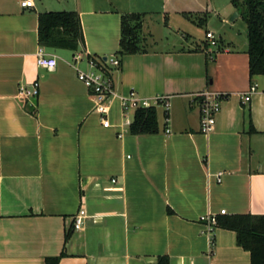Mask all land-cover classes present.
<instances>
[{"label": "crops", "instance_id": "obj_1", "mask_svg": "<svg viewBox=\"0 0 264 264\" xmlns=\"http://www.w3.org/2000/svg\"><path fill=\"white\" fill-rule=\"evenodd\" d=\"M22 1L0 0V264H252L236 232L216 228L212 244L200 222L264 216V75H250L247 26L236 30L243 17L231 0ZM49 12L79 15V52L120 59L111 72L118 94L169 97L168 112L156 107V133L132 134L135 112L118 99L103 126L75 52L39 42ZM132 14L141 16L138 51L121 53L122 19ZM212 16L222 34L209 29ZM42 49L58 59L52 72L37 66ZM35 82L39 96L19 99V87ZM202 91L228 95L208 136Z\"/></svg>", "mask_w": 264, "mask_h": 264}, {"label": "trees", "instance_id": "obj_2", "mask_svg": "<svg viewBox=\"0 0 264 264\" xmlns=\"http://www.w3.org/2000/svg\"><path fill=\"white\" fill-rule=\"evenodd\" d=\"M247 26L250 75H264V0H231ZM140 15H126L122 19L121 53L138 51ZM39 42L49 49L78 51L84 44L79 15L76 12H49L39 17ZM158 131L157 108L139 109L130 125L134 135L154 134ZM217 228L237 233L238 244L251 253L252 264H264V216L233 215L217 218ZM61 257L47 258L46 264H59ZM158 264H169L161 258Z\"/></svg>", "mask_w": 264, "mask_h": 264}, {"label": "built area", "instance_id": "obj_3", "mask_svg": "<svg viewBox=\"0 0 264 264\" xmlns=\"http://www.w3.org/2000/svg\"><path fill=\"white\" fill-rule=\"evenodd\" d=\"M24 8L34 7L33 0H24L21 3ZM208 43L211 47L219 46L218 40L215 39L213 33L209 32L206 35ZM85 62L87 69L79 67ZM72 65L77 71L78 80L90 91V95L94 101V111L101 116L102 124L108 128L111 126L108 119L110 104L114 99H118L121 103L124 113L128 114L132 111L136 112L139 109L150 107L163 106L168 112L170 102L168 96H156L153 98H145L138 95L135 90H131L126 95L118 94L115 90L114 81L111 75L112 70L118 69L121 66V61L117 56L106 58H92L86 52H75L72 57ZM37 66L47 71H54L58 66V59L55 56L45 53L42 49L37 54ZM256 91V86H251L247 94L244 95V103L250 101V96ZM40 94V84L35 82L29 87L21 86L18 89V98L21 100H30L37 98ZM201 98V115L200 127L201 132L208 136L215 130L216 118L221 111L222 102L228 99L225 93L202 91L196 94ZM170 134V130L166 131ZM223 172L217 174L218 183L222 182ZM113 182H115L113 180ZM226 211H221V215H225ZM86 211L80 210L79 214L74 218L75 230L83 229L85 225ZM207 229V233L213 244L214 230L217 228V216L207 214L200 218Z\"/></svg>", "mask_w": 264, "mask_h": 264}, {"label": "rangeland", "instance_id": "obj_4", "mask_svg": "<svg viewBox=\"0 0 264 264\" xmlns=\"http://www.w3.org/2000/svg\"><path fill=\"white\" fill-rule=\"evenodd\" d=\"M218 26H219L218 20L216 17L212 16L211 18H209V26H208L209 29L214 30L216 32V34H218V33L222 34L223 32H221V30H217L216 27H218ZM245 26H246V23H245L244 19L239 18L237 20V24L235 25V28H236V30L238 29V31H242V29L245 28ZM193 31L195 33L194 38H197V40H199V39L204 37L206 28L204 27V28L193 29ZM51 50H54V49H51ZM82 67H84V65H82Z\"/></svg>", "mask_w": 264, "mask_h": 264}, {"label": "water", "instance_id": "obj_5", "mask_svg": "<svg viewBox=\"0 0 264 264\" xmlns=\"http://www.w3.org/2000/svg\"><path fill=\"white\" fill-rule=\"evenodd\" d=\"M236 16H238V13H236Z\"/></svg>", "mask_w": 264, "mask_h": 264}]
</instances>
